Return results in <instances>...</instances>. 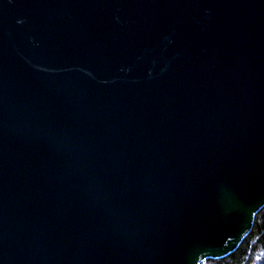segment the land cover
Listing matches in <instances>:
<instances>
[{
  "label": "water",
  "instance_id": "obj_1",
  "mask_svg": "<svg viewBox=\"0 0 264 264\" xmlns=\"http://www.w3.org/2000/svg\"><path fill=\"white\" fill-rule=\"evenodd\" d=\"M264 207V0H0V264H201Z\"/></svg>",
  "mask_w": 264,
  "mask_h": 264
},
{
  "label": "trees",
  "instance_id": "obj_2",
  "mask_svg": "<svg viewBox=\"0 0 264 264\" xmlns=\"http://www.w3.org/2000/svg\"><path fill=\"white\" fill-rule=\"evenodd\" d=\"M201 264H264V207L257 213L251 232L235 252Z\"/></svg>",
  "mask_w": 264,
  "mask_h": 264
}]
</instances>
